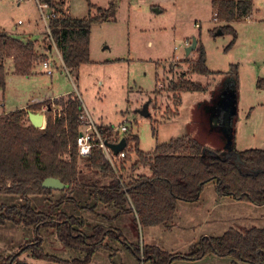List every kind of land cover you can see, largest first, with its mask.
<instances>
[{
  "label": "rangeland",
  "instance_id": "1",
  "mask_svg": "<svg viewBox=\"0 0 264 264\" xmlns=\"http://www.w3.org/2000/svg\"><path fill=\"white\" fill-rule=\"evenodd\" d=\"M111 1L90 0L103 9ZM114 1L115 15L109 21L92 24L91 62L78 70L65 69L55 45L48 55L53 60L52 75L45 73L41 64L33 76L17 75L13 61L8 60L7 84L5 89H0V113L21 109L29 101L44 99L54 104L57 98H49L51 95L71 92L80 98L83 111L88 112L97 125L106 124L114 128L127 125L128 134L138 136L139 148L143 152L150 153L159 144L173 138L192 137L207 149L225 153L231 151L228 150L224 125L221 121L215 124L212 104L207 100L233 82L238 96L233 126L234 146L241 151L264 149V89L257 87L258 80L264 78V0H253L252 19L245 18L231 24L235 33L220 35H217V29L222 23L214 20L212 0ZM66 6L76 18L96 15L95 9L90 12L88 0H67ZM39 9L36 0H0V29L24 39H39L37 43L43 38L41 47L47 48L46 23L41 19ZM194 38L205 47L208 68L223 74L201 76L190 71L189 61L193 60L196 49L187 55L185 42L189 40L192 44ZM183 74L194 82L207 85V92H177L176 95L182 97L180 103L177 102L170 88ZM147 104L151 117L141 114ZM43 107L32 112H43ZM169 112L178 114L166 120ZM54 113L60 115V112ZM136 161L135 153L130 160L123 161L125 180L142 173L150 174L145 167L133 170L132 164ZM214 188V183L208 184L197 203H179L175 221L178 226L172 231L154 226L134 234L127 220L130 216H123V233L140 247L139 258L125 244L109 239V245L114 247L99 249L91 262L83 263L86 253L63 245L54 231L42 228L37 234L34 226L7 222L0 226V262L8 256L19 255L23 264H152L143 257L144 244L152 241L165 250L184 256L191 252L193 243L199 242L205 231L221 235L231 227L240 228L239 225L264 227V220L256 215L257 212L264 213V205L230 198L231 204L225 203L217 211H209ZM64 189H54L48 199L33 196L32 203L36 208L47 211L52 202L62 197ZM225 198L229 202L230 199ZM21 203L18 197L0 194V204ZM62 207L69 213L78 212L74 210L75 206ZM221 209L225 210L220 213ZM79 211L78 215L85 219L86 224L82 232L88 235L92 234L94 225L109 223L100 216L103 213L100 209L98 216L85 209ZM208 212L218 220L206 222L203 217ZM190 215L195 216L193 224L185 221L187 216L190 220ZM238 215H247L249 219L241 223L234 217ZM116 221L119 220L113 222ZM197 236L195 242H189ZM37 238L42 240L45 254L55 257L56 261L33 257V249L29 247L38 244ZM232 261L229 256L208 255L199 262L178 259L173 264H231ZM239 264L250 263L240 261Z\"/></svg>",
  "mask_w": 264,
  "mask_h": 264
},
{
  "label": "trees",
  "instance_id": "2",
  "mask_svg": "<svg viewBox=\"0 0 264 264\" xmlns=\"http://www.w3.org/2000/svg\"><path fill=\"white\" fill-rule=\"evenodd\" d=\"M38 1L48 3L54 14L49 23L51 36L47 32L45 35L48 43L45 49L50 47L52 50L54 41L63 65L70 71L90 63L92 24L109 21L116 13L115 1L103 9L88 0L90 12L95 9L96 15L84 18H76L69 13L67 0ZM212 7L214 20L222 23L217 31L235 33L231 24L252 15L253 0H212ZM37 44V40L24 39L0 29V89H5L7 84L8 60L13 61L14 73L29 76L37 64L48 59L47 54L39 51ZM196 54V58L189 61L193 74H223L208 68L207 53L199 41ZM231 85L236 87L233 82ZM257 87L264 89V78L258 80ZM170 90L180 103L182 97L177 96V92L206 93L208 87L183 74ZM220 95L221 91L208 101L212 110ZM54 104L60 108V115L54 113L57 112L53 109ZM54 104L49 100L28 110L0 113V194L18 197L22 201L21 204H0V226L7 222L34 226L37 234L42 228L50 229L63 245L86 253L83 263H87L99 249L113 247L109 245L108 238L129 246L138 258L141 251L138 245L128 243L121 230L102 223L93 226L91 235L82 232L86 224L85 219L78 215L79 210L85 209L98 216L100 209L103 211L100 216L109 223L114 220L123 223L122 217L130 216L127 220L132 231L139 234L140 229L154 226L171 228L177 216L178 203H197L205 186L210 183H214L220 196L264 205V149L237 150L234 146L235 131L233 149L225 153L207 149L192 137L173 138L146 153L139 148L138 136L126 133L122 138H126L131 147L124 162L135 153L137 161L132 164V169L145 167L150 174L142 173L125 180V164H121L117 174L101 148L94 147L87 157L79 155L77 138L82 131L80 116L84 113L80 98L70 93L55 99ZM43 106L47 107L46 126L35 128L28 112L40 111ZM169 113L166 120L178 114ZM98 129L105 141L118 143L120 134L113 126L99 124ZM85 171L93 176H88ZM47 178L60 179L68 187L60 199L52 202L47 211H42L33 205L32 197L49 198L54 189L43 186ZM64 205L75 206L77 214L64 211ZM36 240L38 244L29 247L33 249V257L56 261L55 257L45 254L42 240ZM143 255L152 264H171L176 259L195 261L208 255L229 256L233 258L231 264H239L240 261L264 264V227H231L219 236L202 238L184 256L154 244H144ZM0 264L23 262L19 255H11Z\"/></svg>",
  "mask_w": 264,
  "mask_h": 264
},
{
  "label": "built area",
  "instance_id": "3",
  "mask_svg": "<svg viewBox=\"0 0 264 264\" xmlns=\"http://www.w3.org/2000/svg\"><path fill=\"white\" fill-rule=\"evenodd\" d=\"M36 2L38 3L39 8H40L39 10L41 11L40 12L41 19H43L44 22L46 23L47 33H49V35L51 36L49 23H50L51 17L54 16L52 8L50 7V5L48 3L39 2L38 0H36ZM48 9L50 11H47ZM53 45L56 46L54 41H53ZM190 45H191V42H189V40H187L185 42V46L189 47ZM60 58H61V55H60ZM52 61L53 60L50 57H48V59H46L44 62L41 63L44 72L48 73L50 75H52L54 73V70H52V66H51ZM65 69H66V67H65ZM53 109H54V111L60 112V108H57L56 106L53 107ZM46 111H47V107L44 106L42 113L44 114L45 118H44V125L42 128H45V126H46V115H45ZM80 120L82 122V131L77 138L79 155L81 157H87V156L91 155L92 149L94 147H99L102 149V152H103L105 158L110 162V164L112 165L114 170L117 172V174H119V171L121 169V164L125 160L126 152L131 147V145H128V143H127V147L123 151H121L118 155H115L114 152L112 151V149L108 146L109 142L105 141L103 139V137H102V135L98 129V125L94 122L91 115L88 112H84L81 114ZM128 131L129 130H128L127 125H123V126H121V128H115V132L120 134V139L118 140V143L122 139V136L124 134L128 133ZM140 230H142V229H140Z\"/></svg>",
  "mask_w": 264,
  "mask_h": 264
},
{
  "label": "water",
  "instance_id": "4",
  "mask_svg": "<svg viewBox=\"0 0 264 264\" xmlns=\"http://www.w3.org/2000/svg\"><path fill=\"white\" fill-rule=\"evenodd\" d=\"M223 32L221 30H218L217 35L222 34ZM198 46V40L196 38L193 39L192 44L187 47V55H189L191 52H193L195 49H197ZM215 110L219 112L222 116L217 117L216 120L221 121L224 125V131L226 133V136L228 137V143H229V151H232L233 149V127L231 125L232 118L235 117L236 113V94L233 92H223L220 95V98L218 99ZM141 114L145 117L150 116V112L148 110V104L144 107V109L141 111ZM28 117L30 122L35 128H42L44 125V114L42 112H28ZM234 119V118H233ZM108 146L112 149L115 155H118L121 151H123L127 147V140L126 138H122L119 143L113 144L108 143ZM43 186L46 188L51 189H63L68 187V185L64 184L60 179L57 178H47L43 182Z\"/></svg>",
  "mask_w": 264,
  "mask_h": 264
},
{
  "label": "crops",
  "instance_id": "5",
  "mask_svg": "<svg viewBox=\"0 0 264 264\" xmlns=\"http://www.w3.org/2000/svg\"><path fill=\"white\" fill-rule=\"evenodd\" d=\"M252 16L253 15H251V16H249V17H247L246 19L247 20H249V19H252ZM37 41L39 40V39H36ZM42 42H44V39L42 38L41 39V41L37 44V48L39 49V51L41 52V53H44V54H47V55H49V53H51L52 52V50H50V47H49V49L47 50V49H45V47L43 48V46L41 47V44H42ZM196 56H197V54H196V52L193 54V59H195L196 58ZM49 57V56H48ZM60 60H61V63H62V59L60 58ZM41 63H39L38 65H36L35 66V68L33 69V71H32V73L29 75V76H27V77H30V76H33V75H35V73H37L36 72V67H39V65H40ZM55 64V63H54ZM63 64V63H62ZM221 93H223V92H227V94L229 93V92H233V93H235L236 94V113H237V101H238V96H237V92H236V89H235V87L233 86V85H231V84H226L225 86H223L222 88H221ZM71 92H66V93H63V94H60V95H54V96H50L49 98H51V99H54V98H59V97H62V96H67L68 94H70ZM211 97H212V95H210V97L208 98V100L207 101H209L210 99H211ZM220 98V97H219ZM44 99H42V100H39V101H29V102H27L26 103V105L24 106V107H22L21 109H28L29 107H31V106H35L36 104H38V103H42V102H44L43 101ZM3 105V107H4V104H2ZM216 106V105H215ZM215 106H214V108H213V110H212V112H213V121L215 122V124L217 125V124H219L220 123V121H218L217 122V120H216V118L218 117H221L222 115L219 113V112H217L216 110H215ZM20 109V108H19ZM8 112H11V111H7V113ZM236 113H235V117H236ZM235 117H233L234 119H235ZM232 118V121H231V125H232V127H233V122H234V119ZM207 186V185H206ZM206 186H205V188H206ZM205 188H204V190H205ZM215 190H213L214 192V196H213V202L211 203V205H212V207L210 208V210L209 211H213V209L215 210V211H217V209H218V207H223V204H225V203H229V204H231L232 203V200L230 199L229 200V202H227V200H226V198L225 197H223V196H220L218 193H217V191H216V186H215V188H214ZM204 190H203V192H204ZM201 199V198H200ZM180 203V202H179ZM179 203H178V209H179ZM185 203H188V202H185ZM238 204H240L241 202H237ZM192 204V203H191ZM187 206H189V205H187ZM184 207V206H183ZM186 207V206H185ZM184 207V208H185ZM222 210H225V209H221L220 210V213H221V211ZM260 211V210H259ZM220 213H219V215H220ZM177 214H178V211H177ZM257 216H258V218L259 219H263L264 220V213H261V212H257V214H256ZM102 217V216H101ZM188 217L189 216H187V218H186V222L188 221V222H191L192 224L194 223L193 222V220L192 219H194V217L195 216H192V215H190V220H188ZM234 217H236V220H241V223L242 222H244V220H248L249 218H246V217H249V216H247V215H245V216H242V215H238V216H234ZM219 218L220 219H226V218H224L223 216H219ZM203 219L206 221V222H209V221H211L212 219H217V218H215L214 216L212 217V214L210 213V212H208L207 214H205L204 215V217H203ZM218 220V219H217ZM175 221H176V218H175V220H174V224H173V226L171 227V228H166L165 230H167V231H172V230H174L178 225H176L175 224ZM106 227H113V228H117V229H119V230H121L122 232H123V223L122 222H119V221H116V222H111V224L110 223H108V225L107 224H104ZM240 226V228H242V227H246V226H242V225H239ZM110 230H113V229H110ZM220 235V234H219ZM219 235H214V234H212V231L211 232H209V231H205L204 233H203V235H201V239L202 238H204V237H210V236H219ZM198 236H200V235H198ZM198 236L197 237H194L193 239H191L189 242L190 243H193V241L195 242L196 240H197V238H198ZM126 238V237H125ZM200 239V240H201ZM108 240H109V238H108ZM126 240H128V238H126ZM199 240V241H200ZM198 241H196V243H197ZM122 243V242H121ZM128 243H130V244H133L131 241H129L128 240ZM196 243H193V244H196ZM147 244H154V245H157L156 243H155V241H152V243H147ZM127 246V245H126ZM157 246H159V245H157ZM114 247V246H113ZM129 249H130V247L129 246H127ZM160 248H162V249H164L163 247H161V246H159ZM112 248V247H111ZM132 250V249H131ZM165 250V249H164ZM166 251H168V250H166ZM170 252V251H169ZM94 257L95 256H93V259H94ZM92 259V260H93ZM204 258H202V259H199V260H195V261H192V262H199L200 260H203ZM91 260V261H92ZM176 260H178V259H176ZM175 260V261H176ZM90 261V262H91ZM175 261H173V262H175ZM173 262L171 263V264H173Z\"/></svg>",
  "mask_w": 264,
  "mask_h": 264
}]
</instances>
